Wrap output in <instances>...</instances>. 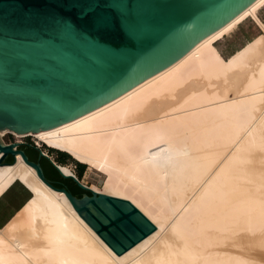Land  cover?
<instances>
[{
    "label": "bare ground",
    "instance_id": "bare-ground-1",
    "mask_svg": "<svg viewBox=\"0 0 264 264\" xmlns=\"http://www.w3.org/2000/svg\"><path fill=\"white\" fill-rule=\"evenodd\" d=\"M263 5L254 0L168 68L74 120L4 131L101 171L104 188L90 186L129 199L157 229L118 255L18 153L0 165V198L19 182L31 199L0 227V264H264ZM248 17L263 33L225 59L216 42Z\"/></svg>",
    "mask_w": 264,
    "mask_h": 264
},
{
    "label": "water",
    "instance_id": "water-1",
    "mask_svg": "<svg viewBox=\"0 0 264 264\" xmlns=\"http://www.w3.org/2000/svg\"><path fill=\"white\" fill-rule=\"evenodd\" d=\"M254 0H0V165L16 155L121 255L157 229L129 199L57 187L20 141L1 134L45 131L74 120L168 68ZM13 162H7V156Z\"/></svg>",
    "mask_w": 264,
    "mask_h": 264
},
{
    "label": "rangeland",
    "instance_id": "rangeland-1",
    "mask_svg": "<svg viewBox=\"0 0 264 264\" xmlns=\"http://www.w3.org/2000/svg\"><path fill=\"white\" fill-rule=\"evenodd\" d=\"M257 14L264 24V5L258 9ZM262 33L263 29L260 24L252 17H248L239 23L230 34L219 39L215 45L221 51L223 57L225 59H229L234 53L239 51L248 42ZM1 140L3 143H11L17 140H22L29 145H34L38 149L47 151L58 163L60 161H64V165L71 166L76 175L81 173L80 180L83 182L85 181L93 188L101 190L105 186L106 176L104 173L85 163L77 161L67 152L63 151V153L60 152L61 150L51 148L44 143H39L34 136L30 135L18 138L13 133L7 132L6 134L1 135ZM45 169L47 171V175L56 178L55 173H50L46 167ZM60 180L64 182L62 179ZM69 182L71 183V181ZM84 194L88 193H82V196ZM30 195L31 193L21 183H16L8 192L4 194V196L0 199V226H2L4 222H6V220H8L15 213V211L30 197Z\"/></svg>",
    "mask_w": 264,
    "mask_h": 264
},
{
    "label": "trees",
    "instance_id": "trees-1",
    "mask_svg": "<svg viewBox=\"0 0 264 264\" xmlns=\"http://www.w3.org/2000/svg\"><path fill=\"white\" fill-rule=\"evenodd\" d=\"M60 152H63V151H60ZM64 153V152H63ZM26 154L28 155V157L30 158V159H32L30 156H29V154L26 152ZM34 154H35V159H33V160H37L38 158H39V161H40V163H41V161H45L46 163H47V165H48V169L50 170V172H53V173H55V175H56V180H60V179H62L64 182H67L68 184L65 186V187H67L68 188V190L69 191H71L74 195H77V196H79V197H81L82 196V193H88V194H91L89 191H86V190H84V189H82L80 186H78V184L76 183V181L73 179V178H63L61 175H60V173H59V171L57 170V168L54 166V164L48 159V158H46V157H40V150L38 149V148H36V147H34ZM65 154H67V153H65ZM69 155V154H68ZM10 162H13V161H10ZM59 163H61V164H63L64 163V161H60ZM82 164V163H81ZM41 166H42V168H43V171H44V174H45V176L48 178V179H51L50 177H49V175H47V171H46V169H45V165H42L41 164ZM77 177L79 178V179H81V173H78L77 174ZM60 178V179H59ZM69 181H71V183L69 182Z\"/></svg>",
    "mask_w": 264,
    "mask_h": 264
},
{
    "label": "flooded vegetation",
    "instance_id": "flooded-vegetation-1",
    "mask_svg": "<svg viewBox=\"0 0 264 264\" xmlns=\"http://www.w3.org/2000/svg\"><path fill=\"white\" fill-rule=\"evenodd\" d=\"M17 141H20L21 142V145L19 146V148L23 149L25 152H27L29 154V156L32 158L30 160H33L35 159V154H34V145H29L28 143L22 141V140H17ZM37 148V147H36ZM12 159V160H11ZM14 160V157L11 155L7 156V158L5 159V161L7 162H10V161H13ZM34 161H37V162H40L39 161V158L37 160H34ZM42 165H45V167L48 169V165L45 161H41ZM49 170V169H48ZM50 172V170H49ZM51 173V172H50ZM51 179H48L50 181H52V183L57 186V187H63V186H66L68 183L67 182H62L61 180H56L55 178L49 176Z\"/></svg>",
    "mask_w": 264,
    "mask_h": 264
},
{
    "label": "crops",
    "instance_id": "crops-1",
    "mask_svg": "<svg viewBox=\"0 0 264 264\" xmlns=\"http://www.w3.org/2000/svg\"><path fill=\"white\" fill-rule=\"evenodd\" d=\"M17 183H19V182H17ZM15 184H16V183H15ZM15 184H14V185H15ZM14 185H13V186H14ZM13 186H12V187H13ZM23 186H24V185H23ZM12 187H10V189H11ZM24 187H25V186H24ZM25 188H26V187H25ZM10 189H8L6 192H8ZM26 189H27V188H26ZM27 190H28V189H27ZM6 192H5V193H6ZM5 193H4V194H5ZM4 194H3V196H4ZM3 196H2V197H3ZM2 197H1V198H2ZM1 198H0V199H1ZM30 199H31V198H28V199H27V200H26V201H25V202H24V203H23V204H22V205H21L16 211H15V213H14V214H13L8 220H6V222H4V224H3L2 226H0V227H4V226H5V225H6V224H7V223H8V222H9V221H10V220H11V219H12V218L18 213V212H19V210H20V209H21V208H22V207H23V206H24V205H25Z\"/></svg>",
    "mask_w": 264,
    "mask_h": 264
}]
</instances>
